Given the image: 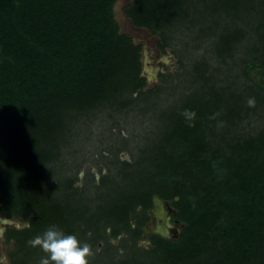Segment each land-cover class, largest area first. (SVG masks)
<instances>
[{
  "label": "trees",
  "instance_id": "1",
  "mask_svg": "<svg viewBox=\"0 0 264 264\" xmlns=\"http://www.w3.org/2000/svg\"><path fill=\"white\" fill-rule=\"evenodd\" d=\"M116 3L0 0V214L28 221L5 231L10 264H39L47 254L27 241L52 225L95 248L90 264H264V0H130L125 15L163 52L169 31L199 28L224 68L196 59L190 89L153 110L157 134L132 161L115 149L94 198L60 170L85 116L147 106L166 81L148 87ZM155 197L179 235L146 237Z\"/></svg>",
  "mask_w": 264,
  "mask_h": 264
},
{
  "label": "rangeland",
  "instance_id": "2",
  "mask_svg": "<svg viewBox=\"0 0 264 264\" xmlns=\"http://www.w3.org/2000/svg\"><path fill=\"white\" fill-rule=\"evenodd\" d=\"M129 3L130 0H117L115 14L121 30L131 34L136 43L142 44L143 74L148 78V87L160 84V73L166 75V81L161 85L162 89L157 92L158 95L151 96L152 105L146 106V103L141 101L133 108L112 112L106 109L108 106H103L91 113L90 117L83 118L77 135L71 138V146L64 150V166L60 170L67 175L77 173L79 180L76 185H86L90 198L95 197V186L101 176L108 172L115 173L116 168L112 162L116 160L115 149H119L120 158L132 161L136 158L139 147H142L149 137L157 134L158 122L154 113L178 102L182 94L190 89V82L187 80L196 59L203 56L210 67L224 68L223 65H218V60L210 51L213 38H199L202 36L198 32L199 28L186 31V27H180V30L169 31L176 39L163 52L157 46L158 35H153L145 28L135 27L125 15L124 7ZM180 58H183L185 69L181 68ZM241 80L240 78L239 81ZM256 124L259 125L260 121L255 122ZM158 219L159 222L163 220ZM27 224L28 221L6 218L0 214V264H10L8 250L12 246L6 243L5 231L9 227H25ZM140 245L149 246L148 239H142ZM93 250L95 251V248Z\"/></svg>",
  "mask_w": 264,
  "mask_h": 264
},
{
  "label": "clouds",
  "instance_id": "3",
  "mask_svg": "<svg viewBox=\"0 0 264 264\" xmlns=\"http://www.w3.org/2000/svg\"><path fill=\"white\" fill-rule=\"evenodd\" d=\"M249 107L256 106L254 97L248 99ZM182 115L189 122V126L193 127L196 113L191 110H184ZM219 116L216 113L212 119ZM224 122L220 121L217 128H222ZM31 247H38L46 257H42L39 264H90V258L94 255L92 247L87 242L81 240L75 234L65 233L56 225L50 226L42 234L35 236L27 241Z\"/></svg>",
  "mask_w": 264,
  "mask_h": 264
},
{
  "label": "water",
  "instance_id": "4",
  "mask_svg": "<svg viewBox=\"0 0 264 264\" xmlns=\"http://www.w3.org/2000/svg\"><path fill=\"white\" fill-rule=\"evenodd\" d=\"M154 203H155V208L152 210V215L155 218H159L162 215H164V213L162 212V208H165L164 206L168 205V202L161 199L160 197H155ZM169 209L171 210L170 212L171 214L174 215L176 213L175 209H173L172 207H169ZM182 229H183V226L180 225L179 223L177 227H174V225L167 222L165 225L158 224V226L155 229H153L152 232L156 234H161L163 236H168L169 233H172L177 236L179 232L182 231Z\"/></svg>",
  "mask_w": 264,
  "mask_h": 264
},
{
  "label": "flooded vegetation",
  "instance_id": "5",
  "mask_svg": "<svg viewBox=\"0 0 264 264\" xmlns=\"http://www.w3.org/2000/svg\"><path fill=\"white\" fill-rule=\"evenodd\" d=\"M164 207L165 208H162V212L164 213V215L159 217L160 219H163V220L161 222H159V219L155 218L152 215V210L155 208V205H154V208L151 210V218H152L151 223H150V225L146 226V228H145V230H146L145 235H147L146 237H148V235L153 233L152 230L155 229L158 226V224H161V225L164 224L165 225L167 222H169L172 225H174V227H177L178 224H176L174 222V219H173L175 214L173 215V214L170 213L171 212V210L169 209L170 205L168 204V205H165ZM172 219H173V222H171ZM151 225H153V226H151ZM172 235L176 236V235H174L172 233L168 234V236H172Z\"/></svg>",
  "mask_w": 264,
  "mask_h": 264
}]
</instances>
